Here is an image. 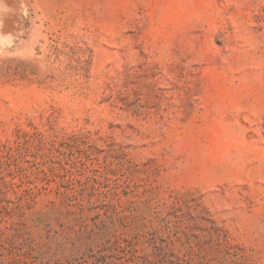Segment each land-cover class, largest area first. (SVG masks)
<instances>
[{
	"label": "rangeland",
	"instance_id": "rangeland-1",
	"mask_svg": "<svg viewBox=\"0 0 264 264\" xmlns=\"http://www.w3.org/2000/svg\"><path fill=\"white\" fill-rule=\"evenodd\" d=\"M15 2L0 264H264V0Z\"/></svg>",
	"mask_w": 264,
	"mask_h": 264
},
{
	"label": "bare ground",
	"instance_id": "bare-ground-1",
	"mask_svg": "<svg viewBox=\"0 0 264 264\" xmlns=\"http://www.w3.org/2000/svg\"><path fill=\"white\" fill-rule=\"evenodd\" d=\"M22 12L25 14L26 19L30 16L29 14H31L30 9L26 5L24 8H21L15 0H0V26H3L0 32L6 35V38L3 40L4 46L14 45L19 38L27 33V21H20L16 18V15Z\"/></svg>",
	"mask_w": 264,
	"mask_h": 264
}]
</instances>
